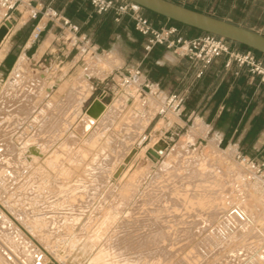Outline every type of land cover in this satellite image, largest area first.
Instances as JSON below:
<instances>
[{"label":"rangeland","instance_id":"374dc122","mask_svg":"<svg viewBox=\"0 0 264 264\" xmlns=\"http://www.w3.org/2000/svg\"><path fill=\"white\" fill-rule=\"evenodd\" d=\"M228 1L186 0L239 23L264 16V0H237L233 8ZM113 58L86 55L88 69L59 84L49 100L42 99L50 83L39 74L15 88L11 71L4 83L0 264H264V190L245 181L230 150L198 132L207 130L202 123L157 113L158 125L142 131L153 111L142 109L141 99L109 127L126 106L115 95L98 117L83 113L77 136L68 133L90 94L86 75L103 77ZM156 99L149 104L157 112ZM38 100V113L29 117ZM159 135L166 148L155 159L146 148Z\"/></svg>","mask_w":264,"mask_h":264},{"label":"crops","instance_id":"0c3cea01","mask_svg":"<svg viewBox=\"0 0 264 264\" xmlns=\"http://www.w3.org/2000/svg\"><path fill=\"white\" fill-rule=\"evenodd\" d=\"M172 1L213 15L208 11L211 9L206 10V7L198 9L187 5L186 0ZM236 2L237 0H229L227 5L233 8ZM256 2V0H243L239 3L240 6H252L256 5ZM47 5H51L66 17V11H70L72 18L69 19L78 24L80 34L86 36L87 43L79 44L58 25L40 18V15L37 18H31L32 7L40 10ZM225 14L222 17L215 14L214 16L264 34L259 29H264V16L253 23L244 24L230 19L227 13ZM93 16L94 10L88 0H32L31 8L21 6L14 11L9 19L11 27L0 42V92L11 71L13 77L16 76L18 69L15 67L19 65L25 69L24 72H20L19 78L25 75L26 78L27 75H45L44 79L50 83L51 93L42 100H49V97L57 90L58 84L71 81L80 69H88L86 55L112 54L114 58L110 72L103 77L96 74L86 75V81L90 84V94L75 109L77 119L67 128L69 134L78 135L74 128L75 124L94 98L103 96V102L108 104L115 95L123 96L126 106L124 105L125 108H122L107 126H114V122H119V116L125 114L126 107H133L136 101L140 103L143 99L144 108L142 109L153 111V116L142 131L152 125L153 130L160 119L156 110H153L154 104H149V99L157 103L156 98L163 99L171 91H185L187 92L186 102L177 114L182 123L192 122V125L195 122L202 123L207 130L198 132L204 133L209 140L212 139L219 149L230 150L233 155L243 153L264 158V81H260L259 76L251 74L245 67L238 68L235 64L228 69L225 68V56L215 59L204 69L201 68L200 63L186 57H179L163 46H156L158 56H153L150 54L151 51L147 53L144 50L145 38L135 32L131 22L124 23L119 30L113 31L107 47L102 48L94 41L101 18L97 19ZM3 21L4 11L0 6V25ZM155 25L161 27L173 24H168L167 20H157ZM36 26L41 28L37 40L34 39ZM183 31V28H180V32L183 33ZM60 44L62 47L57 48ZM88 45L91 48H87ZM135 66H140L142 70V74L136 80L150 81L153 87L158 89L156 97L148 98L132 87L119 86V77L115 69H128ZM199 71H202L200 76H198ZM149 73L152 77L148 76ZM17 87L19 86H15ZM34 103L35 107L29 116L33 118L39 111L41 100ZM139 112L141 114V111ZM176 125L182 127L179 122H176ZM169 129L170 126L162 130V134L164 135ZM150 136L152 137L151 133ZM157 141L166 144L161 135L158 136ZM152 143L148 145L147 150L152 147Z\"/></svg>","mask_w":264,"mask_h":264},{"label":"built area","instance_id":"2783aa9c","mask_svg":"<svg viewBox=\"0 0 264 264\" xmlns=\"http://www.w3.org/2000/svg\"><path fill=\"white\" fill-rule=\"evenodd\" d=\"M32 0H0V6L4 11V20H9L14 11L25 5L31 8ZM90 6L97 14L113 12V20L120 22L126 16L132 23L133 29L145 38L144 50L148 53L155 46L160 45L172 51L179 57H186L191 61L198 62L201 68L208 67L215 59L225 56L224 67L230 68L235 64L238 68H247L253 74L259 76L260 81H264V61L250 49L239 50L230 40L203 32L195 36H184L177 25L158 27L142 13V8L129 0H88ZM44 18L46 21L58 25L62 30L72 34L73 39L79 44H86V36L80 34L79 26L56 10L51 5H47L40 10L32 7L31 18ZM10 21V20H9ZM34 39L36 40L41 28H34ZM119 77V86L122 88L132 87L143 95L150 94L154 97L158 94V89L153 84L145 80L138 82L142 74L140 66L128 69H115ZM202 71L198 72V76ZM187 99L185 91H171L160 102L157 111L159 115L166 113L178 114ZM235 163L244 171L248 181L256 182L264 190V158H258L243 153H237L232 158Z\"/></svg>","mask_w":264,"mask_h":264},{"label":"water","instance_id":"95a60500","mask_svg":"<svg viewBox=\"0 0 264 264\" xmlns=\"http://www.w3.org/2000/svg\"><path fill=\"white\" fill-rule=\"evenodd\" d=\"M129 1L137 4L143 9L159 14L167 19L195 28L202 32L226 38L235 44L248 47L251 50L264 55V34L258 31L229 20L189 8L172 0ZM9 27H11V22L9 20H4L0 25V42L6 35ZM102 99L103 96L94 98L90 105L86 108L85 113L98 117L104 110V102ZM88 127L89 124L85 123L84 129H87ZM165 148L166 144L160 141L152 148L148 149V154L153 158L158 159L160 154L159 151H162ZM134 151L135 149H132L129 156L125 159V163L128 162Z\"/></svg>","mask_w":264,"mask_h":264},{"label":"trees","instance_id":"16d2710c","mask_svg":"<svg viewBox=\"0 0 264 264\" xmlns=\"http://www.w3.org/2000/svg\"><path fill=\"white\" fill-rule=\"evenodd\" d=\"M90 4V3H89ZM142 13L143 15L147 16L151 21L157 22V20H167L168 24H173V25H177L180 28H183V35L184 36H195V35H199L201 33H203L200 30H197L195 28L180 24L178 22H175L173 20L167 19L159 14H156L154 12H151L149 10L143 9L142 8ZM66 15L68 18H72V13L70 11H66ZM95 18H101V22L98 26L97 29V34L94 38V41L96 43H98L100 45V47L102 48H106L107 47V42L110 40V35L113 31H117L120 29L121 25H123L124 23H130L131 21L129 20L128 17L124 16L120 22H115L113 20V12H107V13H103V14H97L96 12H94V16ZM78 25V24H77ZM136 32V31H135ZM190 32H195L194 34H190ZM139 34V33H138ZM140 35V34H139ZM158 46V45H157ZM160 46V45H159ZM234 46H236L237 48L246 50V49H250L248 47L239 45V44H235ZM156 47V46H155ZM155 47L151 50V53L153 56H158V52H157V48L155 49ZM251 50V49H250ZM258 57L263 58L264 59V55L260 54L256 51H254ZM159 69V68H156ZM149 77H152V74L149 73L148 75Z\"/></svg>","mask_w":264,"mask_h":264},{"label":"bare ground","instance_id":"6f19581e","mask_svg":"<svg viewBox=\"0 0 264 264\" xmlns=\"http://www.w3.org/2000/svg\"><path fill=\"white\" fill-rule=\"evenodd\" d=\"M22 6H25V5H22ZM1 47V46H0ZM2 54V53H1ZM105 67H102L101 69H104ZM15 69H18V71H17V74H16V76L15 77H12V78H14V79H11V81H13L14 83V85L15 86H19V85H21L23 82H24V80H25V78H26V75L23 77V78H19V76H21V73L20 72H24L25 71V69H24V67L23 66H16L15 67ZM44 70H42V72H43ZM23 74V73H22ZM27 77H29V75H27ZM40 77L41 78H44V75H41L40 74ZM19 80L18 82L16 81V80ZM59 85V84H58ZM58 85H57V87H58ZM145 97H154V96H152V95H150V94H147V95H145ZM145 102V101H144ZM150 120L149 119H147L146 120V122H145V124H147L148 122H149ZM199 124H200V122H199ZM158 125V124H157ZM163 125V124H162ZM196 125H197V123H196ZM160 128H162L161 126H159ZM157 128H158V126H157ZM163 129V128H162ZM159 130V129H158ZM158 130H156L157 132H158ZM161 130V129H160ZM162 131V130H161ZM154 132V131H153ZM156 132V133H157ZM158 134V133H157ZM155 144V143H154ZM159 153H162L161 151L159 152ZM161 155V154H160ZM243 171V170H242ZM244 172V171H243ZM244 178H245V180L247 181V182H250V183H252V184H255V185H257L258 187H260L256 182H251V181H248V179L246 178V176H245V174H244ZM261 188V187H260ZM65 254L63 253V251H60L59 252V256H61V257H63ZM63 258H65V257H63ZM67 259V258H66ZM65 260V259H64ZM45 264H50V262H46Z\"/></svg>","mask_w":264,"mask_h":264}]
</instances>
